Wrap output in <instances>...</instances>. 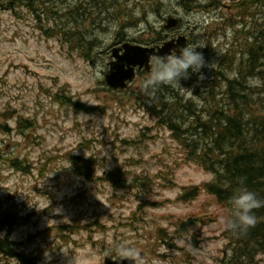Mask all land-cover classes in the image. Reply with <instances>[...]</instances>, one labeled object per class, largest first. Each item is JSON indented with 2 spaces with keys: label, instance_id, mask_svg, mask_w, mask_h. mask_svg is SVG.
I'll list each match as a JSON object with an SVG mask.
<instances>
[{
  "label": "rangeland",
  "instance_id": "rangeland-1",
  "mask_svg": "<svg viewBox=\"0 0 264 264\" xmlns=\"http://www.w3.org/2000/svg\"><path fill=\"white\" fill-rule=\"evenodd\" d=\"M3 1L0 155L30 168L22 172L0 160V215L10 210L17 217L11 236L0 231V239L8 236L34 264H103L121 244L140 250L146 264H226L223 210L204 192L179 199L184 188L212 175L187 163L170 131L150 114L144 75L122 92L109 89L104 76L120 30L119 39L149 40L154 31L165 35L163 19L175 16L181 24L174 32L185 34L188 45L204 46L197 50L205 66L171 90L197 110L221 105L226 78L216 72L234 79V62L247 61L233 41L234 29L247 31L248 22L229 24L231 0H217V6L211 0L188 6L184 0ZM263 19L259 7L257 21ZM73 26L88 28L85 36L95 41L91 59L78 42L60 36V29ZM57 94L93 110L60 104ZM166 97L171 101L172 93ZM22 120L27 129L18 125ZM72 156L97 162L93 180L77 172ZM119 168L126 173L123 187L99 179ZM147 201L166 203L149 207ZM190 217L203 224L179 230ZM0 264L18 261L0 252ZM252 264H264V254Z\"/></svg>",
  "mask_w": 264,
  "mask_h": 264
},
{
  "label": "trees",
  "instance_id": "trees-1",
  "mask_svg": "<svg viewBox=\"0 0 264 264\" xmlns=\"http://www.w3.org/2000/svg\"><path fill=\"white\" fill-rule=\"evenodd\" d=\"M3 2L0 0V6ZM193 2L194 0L188 1L191 4ZM259 7H264V0H241L234 4V24H243L246 21L248 27L247 31L234 29L236 37L233 45L239 48V53L247 55V61L234 62V79H225L221 105L197 110L191 102L184 104L170 86L161 85L155 90L146 89L148 111L159 119V124L172 132V137L184 152L187 163L212 175V180L202 186L184 188L179 199L190 201L204 191L223 210V233L228 240L227 249L230 252L225 258L226 264H252L257 254H264V207L253 210L257 217L254 227L234 230L227 226L230 215L229 202L235 190L245 187L254 192L259 200L264 201V87L245 84L247 75L259 77L264 81V19L257 21ZM249 19L253 20V23ZM91 20L98 26L95 18ZM228 22L234 25L231 19ZM60 36L78 42L85 55L93 45L92 41L88 40L82 31H76L74 26L68 30L60 29ZM226 59L225 57L224 62ZM220 66L221 64L219 68ZM216 74L224 77L222 71H217ZM167 93H172L171 101L166 100ZM54 98L63 105H74L86 112L93 110L73 103L72 98L68 96L60 97L57 94ZM13 112L7 110L8 114ZM2 115L3 113H0V116ZM27 124L29 122L26 120L18 122L24 129L28 128ZM3 128L7 129L5 125ZM0 160L19 171L29 172V165L20 162L18 158L0 155ZM71 160L80 175L93 180L97 164L94 159L81 161L72 156ZM124 175L126 173L119 168L107 172L104 178L99 179L112 183L115 188H121L124 186ZM165 203L147 201L145 206L158 207ZM199 222L203 224V219L190 217L181 220L179 230L186 232V228ZM16 223V215L11 212L0 215V231L5 230L7 235L13 232ZM7 239L8 236L0 239V252L18 256L23 264H34V260L25 255L16 254L15 250L8 246Z\"/></svg>",
  "mask_w": 264,
  "mask_h": 264
},
{
  "label": "clouds",
  "instance_id": "clouds-1",
  "mask_svg": "<svg viewBox=\"0 0 264 264\" xmlns=\"http://www.w3.org/2000/svg\"><path fill=\"white\" fill-rule=\"evenodd\" d=\"M203 45H184L174 48L168 54L152 57L153 70L145 81V88L152 90L161 85L181 87L180 81L189 79L191 74L199 73L205 66L202 49ZM252 87H264V81L259 77L249 79ZM264 207V201L257 198L256 194L245 187L238 188L233 193L229 202V219L227 226L236 230H247L254 227L257 217L253 210ZM119 260L128 261L130 264H146L140 250L121 244L116 249Z\"/></svg>",
  "mask_w": 264,
  "mask_h": 264
},
{
  "label": "water",
  "instance_id": "water-1",
  "mask_svg": "<svg viewBox=\"0 0 264 264\" xmlns=\"http://www.w3.org/2000/svg\"><path fill=\"white\" fill-rule=\"evenodd\" d=\"M178 20L170 18L167 20L166 29L176 27ZM186 45V38L181 36L176 40L165 42L161 47L149 48L140 45H133L130 43L124 44L120 49L113 50V57L115 61L110 63V70L105 76V83L114 90H124L128 86V82L134 80V69L143 68L150 69L149 63L155 55H166L170 50ZM123 51L118 55L119 51ZM105 264H130L128 261L105 259Z\"/></svg>",
  "mask_w": 264,
  "mask_h": 264
},
{
  "label": "flooded vegetation",
  "instance_id": "flooded-vegetation-1",
  "mask_svg": "<svg viewBox=\"0 0 264 264\" xmlns=\"http://www.w3.org/2000/svg\"><path fill=\"white\" fill-rule=\"evenodd\" d=\"M232 3H233V5H234V0H232ZM233 13H234V9H233ZM170 33V34H169ZM169 33H166L165 34V36L164 37H162V38H158L157 40H152L150 43H148V44H150V45H152V46H157V45H159V44H161L162 43V41H164V40H166V39H172V38H174L175 37V34L172 32V31H170ZM114 45H113V47H119L120 46V43L119 42H114L113 43ZM151 69L153 70V65H152V67H151ZM139 72L141 73V74H144V71H142V70H138V74H139ZM152 72V71H151ZM151 73H149V75H150ZM145 77H147L146 75H145Z\"/></svg>",
  "mask_w": 264,
  "mask_h": 264
}]
</instances>
